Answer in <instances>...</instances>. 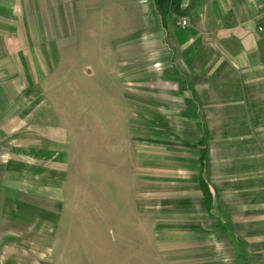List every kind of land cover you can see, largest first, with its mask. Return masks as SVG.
I'll return each mask as SVG.
<instances>
[{
  "label": "rangeland",
  "instance_id": "374dc122",
  "mask_svg": "<svg viewBox=\"0 0 264 264\" xmlns=\"http://www.w3.org/2000/svg\"><path fill=\"white\" fill-rule=\"evenodd\" d=\"M213 1L0 0V264H264V52L222 103Z\"/></svg>",
  "mask_w": 264,
  "mask_h": 264
},
{
  "label": "crops",
  "instance_id": "0c3cea01",
  "mask_svg": "<svg viewBox=\"0 0 264 264\" xmlns=\"http://www.w3.org/2000/svg\"><path fill=\"white\" fill-rule=\"evenodd\" d=\"M244 1L241 5V10L238 11L234 5V0H214L211 5L213 16L216 18L214 21H221L226 25L225 30H223L225 32L222 33V36L227 40L228 48L223 53V59L226 60V63L224 65H215V67L212 66L210 67L211 69L207 70L214 74L216 72H222L223 74L220 75V79H216L217 76H215L208 81L212 82V86L221 84L220 88L222 91L219 94H221L222 103H237V106L257 103L259 101L258 97H260V92L254 89L258 85L254 84L251 79L244 78L247 76L245 74L246 68L251 66V63L256 58H260L264 52V35L259 34L256 28L257 23L260 22L259 1ZM221 14L222 16H219ZM234 24H237V26H234ZM172 67V72H179L183 80H173L171 86L178 88L179 93L181 92V88L183 89L184 87L185 99L189 98L190 100L194 96H200L198 89L195 90L198 87L196 78L199 76L197 77L191 73L195 70V66L187 65L183 68L181 65H172ZM176 76L173 74L172 77ZM186 102L188 103L189 101L186 100ZM205 102L207 101L204 99L201 100V104ZM239 114L244 115L243 110ZM246 115L251 114L246 110Z\"/></svg>",
  "mask_w": 264,
  "mask_h": 264
}]
</instances>
